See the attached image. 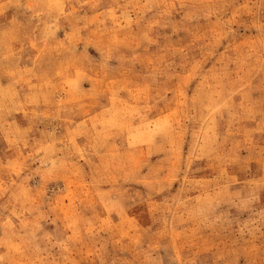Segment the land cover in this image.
Returning a JSON list of instances; mask_svg holds the SVG:
<instances>
[{
	"label": "rangeland",
	"instance_id": "1",
	"mask_svg": "<svg viewBox=\"0 0 264 264\" xmlns=\"http://www.w3.org/2000/svg\"><path fill=\"white\" fill-rule=\"evenodd\" d=\"M0 264H264V0H0Z\"/></svg>",
	"mask_w": 264,
	"mask_h": 264
}]
</instances>
